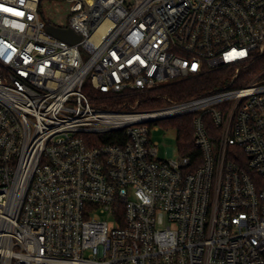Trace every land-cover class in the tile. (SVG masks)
Masks as SVG:
<instances>
[{"label":"built area","instance_id":"2783aa9c","mask_svg":"<svg viewBox=\"0 0 264 264\" xmlns=\"http://www.w3.org/2000/svg\"><path fill=\"white\" fill-rule=\"evenodd\" d=\"M204 70L226 85L153 111L83 92L154 98ZM188 115L193 170L150 138ZM0 264H264V0H0Z\"/></svg>","mask_w":264,"mask_h":264},{"label":"trees","instance_id":"16d2710c","mask_svg":"<svg viewBox=\"0 0 264 264\" xmlns=\"http://www.w3.org/2000/svg\"><path fill=\"white\" fill-rule=\"evenodd\" d=\"M227 77L223 71L210 72L202 71L200 74L190 76L186 79L176 81L161 87L155 91L154 98L150 95L141 96L138 99L130 95H106L102 94L86 83L83 87L84 94L89 97L92 105L96 108H102L109 111L130 112L131 106L138 100L137 111H153L162 109L166 106L162 97H166L174 102H185L199 97L203 93L222 87ZM159 96V98H157ZM193 116L176 117L169 120L158 122L156 125H162L173 129L176 132V143L178 153L183 157L192 159L190 170L201 165L200 153L193 146ZM124 140V131L112 133L104 139V143H119ZM195 162V163H194Z\"/></svg>","mask_w":264,"mask_h":264},{"label":"rangeland","instance_id":"374dc122","mask_svg":"<svg viewBox=\"0 0 264 264\" xmlns=\"http://www.w3.org/2000/svg\"><path fill=\"white\" fill-rule=\"evenodd\" d=\"M44 16L56 27L66 28L68 25L69 13L68 5L55 2H46L41 5ZM85 59V58H84ZM227 82V81H226ZM224 82L223 86L226 85ZM150 138L152 142L156 143L158 159L178 161L179 155L176 143V132L173 129L166 128L162 125H157L151 131ZM162 217V215H161ZM163 218V217H162ZM101 221L109 223L110 228H113L114 224L111 223L107 215L99 216Z\"/></svg>","mask_w":264,"mask_h":264},{"label":"water","instance_id":"95a60500","mask_svg":"<svg viewBox=\"0 0 264 264\" xmlns=\"http://www.w3.org/2000/svg\"><path fill=\"white\" fill-rule=\"evenodd\" d=\"M47 33L56 39L63 41L69 45H76L80 42V37L71 30H60L49 27Z\"/></svg>","mask_w":264,"mask_h":264},{"label":"snow or ice","instance_id":"6c2138e0","mask_svg":"<svg viewBox=\"0 0 264 264\" xmlns=\"http://www.w3.org/2000/svg\"><path fill=\"white\" fill-rule=\"evenodd\" d=\"M240 55H243V53H240ZM195 67V66H194Z\"/></svg>","mask_w":264,"mask_h":264}]
</instances>
